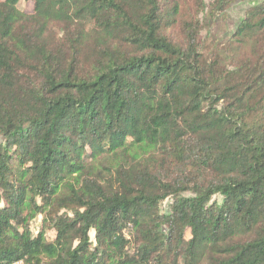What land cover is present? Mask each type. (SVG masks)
Wrapping results in <instances>:
<instances>
[{
  "label": "trees",
  "instance_id": "1",
  "mask_svg": "<svg viewBox=\"0 0 264 264\" xmlns=\"http://www.w3.org/2000/svg\"><path fill=\"white\" fill-rule=\"evenodd\" d=\"M21 1L0 264H264V0Z\"/></svg>",
  "mask_w": 264,
  "mask_h": 264
},
{
  "label": "rangeland",
  "instance_id": "2",
  "mask_svg": "<svg viewBox=\"0 0 264 264\" xmlns=\"http://www.w3.org/2000/svg\"><path fill=\"white\" fill-rule=\"evenodd\" d=\"M211 0H205V3L208 4ZM26 3V5H25ZM26 10H30V4L25 2V0H22L21 1V4H20V8H24ZM246 5H239V6H236L233 10H231L228 14V20L221 24L219 26V29L217 31V37L218 38H222L226 33H231L233 31V26H234V23L239 20L240 16H241V11L243 9H245ZM166 208V203H164L162 205V209H165ZM41 222V217H38L36 219V221L33 223V227H36L39 223Z\"/></svg>",
  "mask_w": 264,
  "mask_h": 264
},
{
  "label": "built area",
  "instance_id": "3",
  "mask_svg": "<svg viewBox=\"0 0 264 264\" xmlns=\"http://www.w3.org/2000/svg\"><path fill=\"white\" fill-rule=\"evenodd\" d=\"M12 264H23L22 262H15V263H12Z\"/></svg>",
  "mask_w": 264,
  "mask_h": 264
}]
</instances>
